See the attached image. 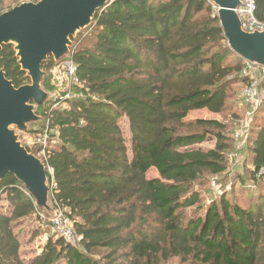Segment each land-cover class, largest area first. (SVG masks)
Returning a JSON list of instances; mask_svg holds the SVG:
<instances>
[{"label": "trees", "instance_id": "1", "mask_svg": "<svg viewBox=\"0 0 264 264\" xmlns=\"http://www.w3.org/2000/svg\"><path fill=\"white\" fill-rule=\"evenodd\" d=\"M253 1L264 20V0ZM69 58L73 98L50 112V99L37 107L41 121L27 135L48 123L51 208L65 211L79 242L48 236L40 254L22 259L14 229L39 211L8 174L0 181V264H264V196L241 205L225 191L251 184V198L262 185L264 98L255 115L261 125L245 146L252 172L231 171L235 145L225 121H185L203 109L222 115L234 86L247 84L246 62L228 48L209 0H110L71 38ZM63 60L49 57L42 66L48 95L58 83L49 71ZM0 70L15 88L30 83L12 45L2 47ZM209 141L213 147L201 149ZM150 169L157 178L146 177ZM207 177L224 187L204 201ZM37 228L32 239L45 233Z\"/></svg>", "mask_w": 264, "mask_h": 264}, {"label": "water", "instance_id": "2", "mask_svg": "<svg viewBox=\"0 0 264 264\" xmlns=\"http://www.w3.org/2000/svg\"><path fill=\"white\" fill-rule=\"evenodd\" d=\"M110 0H40L21 3L0 15V52L12 45L20 70L30 83L15 88L0 70V181L12 175L34 201L39 212L52 216L51 188L45 165L37 158L38 148L28 151L19 138L41 118L49 95L43 90V64H55L70 53L71 38L88 28L96 13ZM228 48L243 61L264 69V31L247 33L235 13L239 0H209ZM264 98V76L260 81Z\"/></svg>", "mask_w": 264, "mask_h": 264}, {"label": "rangeland", "instance_id": "3", "mask_svg": "<svg viewBox=\"0 0 264 264\" xmlns=\"http://www.w3.org/2000/svg\"><path fill=\"white\" fill-rule=\"evenodd\" d=\"M21 3H27V2H25L23 0H7L3 4L2 8H0V9L5 10V9H8L9 7L13 8L14 6H17L18 4H21ZM13 4H15V5H13ZM68 56H70V53ZM238 85L236 84L234 86V88L231 90V92L234 94V96H232L228 100V110H226L222 115H215V114H212V113L208 112L207 110L203 109V110L194 111V112L189 113L187 118L185 119V121L186 122H194V121L199 120V119H217L219 121H225L229 125L230 132H232V140H233L234 145H235L234 152H232V154H230L228 157L230 169H231V171H237L240 173H244L245 171H248L247 170L248 168L251 172L253 171V167L250 165L249 161L246 162V159H245V146L248 144L249 133H250V130L252 129V126H254L256 124L261 125L262 119L257 118V120H256V118H255V117H257L255 115H256V112L258 111L260 105L256 109H254V112L252 114L251 113V107H250L251 105L249 103L248 104L250 106L248 104H245V103L243 104L244 101L242 98V92L244 91L246 84L243 88H240V86H238ZM260 90H261V87H260ZM262 97H263V93L261 91V98ZM62 107L64 108L65 105ZM248 113H249V115H248ZM261 114H264V106L262 108ZM234 115H237L238 119L233 117ZM254 122H255V124H254ZM126 123L127 122L123 119L121 122V127H122L121 130H122V133H123V136L125 139L126 147L129 150V156H131V154H130L131 135H130V132L127 128ZM32 126H34V125H31L29 127V129L35 128ZM240 129H244L246 131L243 133V136L240 139L235 140L233 138V134H234V132H238V130H240ZM27 134L28 133L20 134L19 140L24 147L29 148V149H33L35 147H32L30 145L26 146V144H25V139L32 138V136L29 137ZM213 144H214V141H209V142L203 143L200 147H201V149L208 150V149L213 147ZM244 163H246L245 166H244ZM247 175H249V174H244V176H247ZM146 177L148 179L157 178V173L153 169H150L147 172ZM210 178L211 177H207V179H206V180H208V186L205 187L204 189H202L204 201H205V199H210L211 197H213L214 199L218 198L222 194V189L224 187V184H222V185L218 184V180L216 178L211 179V184H210ZM248 178L249 177H247L246 179H248ZM256 178L258 179V178H260V176L257 174ZM261 179L263 181L262 185L260 186V188L257 191H255L253 193V196L251 198L249 197L250 192H248V191L253 190V186L251 184H246L241 188H239V186L232 188L230 186V184H227L225 186V191L228 192L227 193L228 200L231 202V200L233 199L234 201H237L241 205L249 203L250 199L253 203H255L253 201V198H255V200H256V199H258L259 195H260V197L264 196V176H261ZM208 189H209V194H206V191L208 192ZM225 196H226V194H225ZM257 203H259V201H257ZM1 204L5 205L4 202ZM50 206H51V204H50ZM262 210L264 211V204H263ZM38 220H39V218H38V215L36 213L31 218H28L24 221H21L14 229V231L19 234L20 255H21V258L24 260H30L34 256L40 254L42 252V247L44 246V243L46 241L43 238L44 234H42L41 236H37L36 238L32 239V231L38 229L37 227H39V225L41 224L40 221H38Z\"/></svg>", "mask_w": 264, "mask_h": 264}, {"label": "built area", "instance_id": "4", "mask_svg": "<svg viewBox=\"0 0 264 264\" xmlns=\"http://www.w3.org/2000/svg\"><path fill=\"white\" fill-rule=\"evenodd\" d=\"M210 2V1H209ZM240 6L235 10L240 22L241 28L247 33L263 32L264 20H257L255 17V2L253 0H239ZM212 7L216 9L213 5ZM217 10V9H216ZM67 56L62 61L58 69H51L49 73L58 82L55 87L56 90L49 94L50 106L49 112L60 108L65 105L68 100L73 98L72 87L77 83L76 79V67L73 61ZM241 77L246 79V87L242 92L243 104H248L251 107V113L253 114L261 104V90L260 81L264 76V69L262 67L245 63L244 67L240 71ZM250 113V112H249ZM248 113V115H249ZM246 130L240 129L238 132H234L233 138L235 140L240 139ZM48 123L36 136L25 139V144L38 148L37 158L44 164L47 159V139H48ZM45 165V164H44ZM49 172H51L49 170ZM258 175L264 176V168H261ZM51 192H52V187ZM53 215L47 216L45 213L38 212V218L40 220V228L45 232L44 240H47L48 236H54L55 238L62 239L65 243L72 246H76L79 242V238L73 233L71 223L65 217V211L60 207H54ZM46 230L48 232H46Z\"/></svg>", "mask_w": 264, "mask_h": 264}]
</instances>
